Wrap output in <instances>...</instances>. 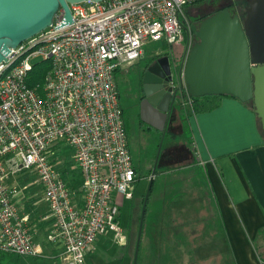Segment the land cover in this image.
<instances>
[{"label": "built area", "instance_id": "2783aa9c", "mask_svg": "<svg viewBox=\"0 0 264 264\" xmlns=\"http://www.w3.org/2000/svg\"><path fill=\"white\" fill-rule=\"evenodd\" d=\"M200 1L71 3V23L61 25L59 10L49 27L11 49L0 63V250L44 254L41 225L42 242L58 247L66 264H87L86 253L106 232L125 246L119 198L133 197L138 176L115 72L135 63L148 41L184 44L186 9ZM40 62L48 63L42 81L29 86ZM63 151L81 171L77 191L55 165L64 163ZM35 185L42 191L29 192L23 203L25 189ZM37 193L46 211L24 212Z\"/></svg>", "mask_w": 264, "mask_h": 264}, {"label": "rangeland", "instance_id": "374dc122", "mask_svg": "<svg viewBox=\"0 0 264 264\" xmlns=\"http://www.w3.org/2000/svg\"><path fill=\"white\" fill-rule=\"evenodd\" d=\"M173 47L176 50H181L183 45H175ZM157 51H169V47L158 41L146 42L142 56L136 61L137 64L139 65ZM137 70L138 68L134 66L115 72L118 99L123 110L122 119L128 134L130 154L139 176L135 184L133 197L130 199L119 198L121 206L120 221L127 234V242L125 246H118L114 242L112 232L98 235L92 245L91 252L86 253V262H88L87 264H133L137 230L143 204L141 200H144V194L150 178L153 176V188L150 196H148L149 203L146 212V233L140 252L138 250L139 257L136 264H159L164 256L163 254L161 257L164 248H171L177 244V241L172 236L174 227H177L182 222L191 225V221L194 218L197 219V221H193L196 222L194 226H196L197 232H194L195 242L191 251L193 257L192 253L191 256L188 254L190 249L180 248L182 261L177 264H234L218 215L216 217L212 215L214 222L210 223H207L209 219L207 214L202 215L201 220L197 216L198 212L204 214V211H197L196 206L200 205L199 207H201L204 204V208H207L205 204L206 193H203L204 197L199 193V191L206 192L204 191V186H202L203 177L202 172L199 171L200 169L191 168V175L195 180V185H188L187 190L182 194L174 193L176 191V178L174 176L171 177L172 193L174 194L171 200L168 198L169 194L166 193L167 190L164 189L161 180L162 177L166 178L170 174L165 173V171H175L178 167L177 165L182 166L186 161L185 158L189 156V149L186 150L187 147L185 145H190L191 133L186 125L187 122L184 121L185 116L190 114L189 105H184L183 109L179 108L178 117H173L170 120V125L164 132L148 126L141 120L139 113ZM179 122H182L183 126ZM65 156H67V152L63 151V157ZM55 158L53 156L52 160ZM55 165L60 168L59 165L61 166V163L57 164L55 162ZM153 168L154 173L152 174ZM205 182H207L206 179ZM168 190L171 193V189ZM36 191H42L40 186L35 185L26 188L24 196L21 197L22 200L29 195V192L34 193ZM28 201L29 199L25 203L24 212L29 211L26 208V206L29 207L27 205ZM207 202L209 203V199ZM208 206L210 207L211 204L209 203ZM45 210L46 208L43 207L38 213ZM10 264L66 263L61 257H51L50 254L44 252V254L37 256L13 254Z\"/></svg>", "mask_w": 264, "mask_h": 264}, {"label": "water", "instance_id": "95a60500", "mask_svg": "<svg viewBox=\"0 0 264 264\" xmlns=\"http://www.w3.org/2000/svg\"><path fill=\"white\" fill-rule=\"evenodd\" d=\"M83 1L103 0H0V63L7 60L12 48L49 27L59 10L63 11L61 25L71 23L69 4ZM191 28L198 41L185 50L178 85L171 77L164 78L168 68L166 56L144 68L143 96L139 102L141 120L164 132L177 93L184 88L190 97L232 95L242 102H251L264 131V0H250L242 22L223 9ZM152 181L153 176L144 194L133 264L137 261Z\"/></svg>", "mask_w": 264, "mask_h": 264}, {"label": "crops", "instance_id": "0c3cea01", "mask_svg": "<svg viewBox=\"0 0 264 264\" xmlns=\"http://www.w3.org/2000/svg\"><path fill=\"white\" fill-rule=\"evenodd\" d=\"M134 66L138 68L137 62L118 70ZM189 110L184 119L191 133L190 145H185L189 156L186 154L181 171H187L189 164L200 169L206 192L199 193L202 197L206 193L211 204L209 213L199 207L197 211L203 210L204 214L198 212L197 216L201 219L202 215L211 214V220H207L210 223L218 215L234 264H261L254 244L262 247L264 241V132L252 104L221 95L219 106L211 110ZM179 124L183 126L182 122ZM126 138L128 144L127 130ZM61 166L64 168V164ZM136 173L138 176L137 169ZM176 184L179 188L181 183ZM163 187L169 193L165 182ZM34 204L37 213L46 208L40 193ZM38 232L37 239L45 253L58 257V247L42 242L43 225Z\"/></svg>", "mask_w": 264, "mask_h": 264}, {"label": "trees", "instance_id": "16d2710c", "mask_svg": "<svg viewBox=\"0 0 264 264\" xmlns=\"http://www.w3.org/2000/svg\"><path fill=\"white\" fill-rule=\"evenodd\" d=\"M188 8L186 9V12L189 15ZM47 67H48L47 62H40V63L35 64L33 66L32 70L29 72L28 85L33 86L39 82L41 83L43 73ZM220 98H221V95H205L202 97H192L191 109L195 113L211 110V109L219 106ZM63 164H64V168H62L63 176L68 177V179H67L68 185L73 190L77 191L81 182H82V174H81V171L77 167H75L73 162H71V160L69 159L68 152H67V156H65V158H64ZM191 166L192 165L189 164L188 167L187 166L185 167V169L187 168L186 169L187 171H181V168H182L181 166H178L175 171H165V173H170V174L166 178L161 176L162 177L161 178L162 183L165 182L166 186L173 190V185H171V181H172L171 177L174 176L176 178L175 179L176 183H177V181H180V183H181L179 188L177 186L175 187L176 191H174V193L176 192V194L177 193L182 194L183 191L187 190L188 185L189 186L195 185V182H194L195 180L193 179V177L191 175L192 174V171H191L192 167ZM156 176H157V173H156ZM202 186H205L204 183ZM152 188H153V185L151 186L149 196L152 192ZM172 190H171V193H172ZM171 193H168L169 194L168 198H170V200L173 199V197H174V194L173 193L171 194ZM206 199L207 198H205V204L207 205V208H204V206H205L204 204H202L201 207H203V210H205L206 212L209 213L210 207L208 206L209 203L207 202ZM36 200H37V198H31L27 203V205L29 207L26 206V208L29 210L30 207L33 208V206H36V204H34L36 202ZM141 203H143V200H141ZM148 203H149V199L147 200L146 207H145V217L143 220V226H142V232H141V238H140V244H139V252L141 250V244L143 242V239H144V236L146 233L145 225H146V212H147ZM196 207L198 210L199 206H196ZM120 214H121V212H120ZM210 216H211V214H210ZM119 220H120V217H119ZM194 220L197 221L196 218L192 219L191 225H187L185 222H182V223L178 224L177 227H174V229L172 230V236L177 241V244L175 246L173 245L171 248H169V247H167V249H166V247L164 248L161 257L163 256V254H164V256L162 257L159 264H177V263H180L182 261L180 248H184L186 250L190 249V252L188 254H190V256H191V253H192L191 251L193 249L192 245L195 242L194 241L195 240L194 239V232H197L196 231L197 228H196V226H194V223H196V222H193ZM199 220H201V219H199ZM149 230H150V228H149ZM190 245H191V247H190ZM254 248H255V252L257 253V257L259 258V261L261 262V264H264V245L262 244V247H261V246L254 244ZM91 250L92 249H90L88 252H91ZM139 252H138V256H137V261H138V257H139ZM12 255H13V253L0 250V264H10ZM192 257H193V253H192Z\"/></svg>", "mask_w": 264, "mask_h": 264}, {"label": "flooded vegetation", "instance_id": "af4514ba", "mask_svg": "<svg viewBox=\"0 0 264 264\" xmlns=\"http://www.w3.org/2000/svg\"><path fill=\"white\" fill-rule=\"evenodd\" d=\"M250 6V0H202L191 5L188 8L189 15V29L188 32H185L184 35V42L187 43V47L184 44L181 50H176L174 47L169 48V51H157L151 56H149L145 61L138 65L137 70V87H138V98L139 102L142 99V83H141V76L143 74L144 68L150 64L151 62L155 61L158 58L166 56L168 58V68L165 69L167 71V75L164 77L165 80L169 77L175 81L174 84L177 83L178 85V72L181 70V65L185 60L186 51L190 46H192L195 42L198 41L197 37L192 32V25H199V22L212 15L213 13L219 12L223 9H227L231 16L237 15L240 22L244 20L246 17L247 9ZM188 34V35H187ZM192 102V97L188 95L186 90L183 88L177 93L173 109L171 110L170 114L168 115V122L167 127L170 125V120L173 117H178L179 115V108L183 109L184 105ZM166 127V129H167Z\"/></svg>", "mask_w": 264, "mask_h": 264}]
</instances>
